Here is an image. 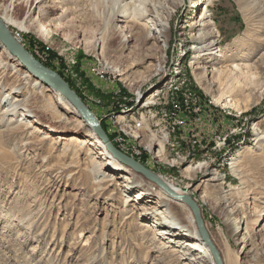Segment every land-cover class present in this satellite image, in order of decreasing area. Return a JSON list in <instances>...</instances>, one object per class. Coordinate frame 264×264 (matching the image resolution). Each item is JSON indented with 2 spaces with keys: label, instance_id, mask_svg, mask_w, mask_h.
Returning <instances> with one entry per match:
<instances>
[{
  "label": "rangeland",
  "instance_id": "obj_1",
  "mask_svg": "<svg viewBox=\"0 0 264 264\" xmlns=\"http://www.w3.org/2000/svg\"><path fill=\"white\" fill-rule=\"evenodd\" d=\"M35 1L0 0L2 24L21 35V44L35 58L71 81L120 151L196 199L217 244L226 237L241 264H264V233L257 232L264 226V0L214 1L209 12L220 35L219 50L213 49L219 51L218 59L228 46L232 55L219 64L223 71L212 75L209 64L197 70L190 63L189 22L203 10L197 11L191 0H41V10L34 9ZM144 10L150 13L147 19L171 14L170 42L159 72V44L135 40L132 28L115 20L118 11L139 16ZM30 18L35 28L28 26ZM232 63L245 68L234 71ZM14 64L23 73L24 66L18 60ZM94 67L105 78L96 76ZM185 85L201 96L202 106L210 107L201 121L200 115L184 117L186 126L174 133L172 104L179 96L180 108L190 104V95H180L179 86ZM45 87L30 97L28 114L17 110L8 128L0 122V264H180L166 254L176 248L166 236L155 235L152 223L141 215L145 201L131 197L139 188L133 186L131 201L124 203L128 195L116 193L124 189L123 178L108 186L96 181L94 161L102 162L97 148L68 146L61 138L83 137L86 130L78 114L59 108ZM163 94L165 106L158 109ZM193 122H199L197 150L186 144V136L195 133L190 131ZM110 129L141 157L126 151ZM88 150L95 153L94 160L85 155ZM237 154L233 171L229 163ZM214 174L220 184L209 183L203 195L202 181ZM149 182L155 190L156 184ZM225 193L231 196L223 198ZM142 197L158 200L144 192ZM232 201L240 211L237 220L255 231L247 259L239 252L241 234L229 235L224 221Z\"/></svg>",
  "mask_w": 264,
  "mask_h": 264
},
{
  "label": "bare ground",
  "instance_id": "obj_2",
  "mask_svg": "<svg viewBox=\"0 0 264 264\" xmlns=\"http://www.w3.org/2000/svg\"><path fill=\"white\" fill-rule=\"evenodd\" d=\"M178 1L180 4L184 0H178ZM191 1L196 6L197 11H199L200 7L202 6H203V10L197 14L195 19L189 22L190 25L189 38L192 41V50H193L192 51L193 61H190V63L193 66H195L197 70L198 69L204 70L208 67L209 64L210 65L209 67H211L209 73L211 75L216 73L219 74L223 71L222 65L219 64H221V61L223 60H227V61L231 60L230 57L232 53H229L231 49L230 46H228L224 49L225 50L223 53L224 56L221 59L217 58L220 55L218 53L219 49L215 47V45H217V42H219L218 37L220 35V31L217 24H215L213 21L212 14L209 12L215 0H191ZM40 2L41 0H36L34 2V9L35 8L39 10L42 9V5H40ZM34 9H32V11ZM149 14H150L149 11L144 10L139 16H128L127 14H124L122 11H118L115 15V20L117 22L125 23L124 26L131 27L132 30L134 31L133 34L135 35V40L138 38L152 39L154 43L159 44V46L162 48V54L159 56L160 62L156 64V68H155V70L159 72L163 69V65L165 64L166 46L170 42L168 25L170 22L169 17L171 16V14L166 11V16L162 19L154 15H152L151 18L147 19ZM27 21L29 27H33V28L36 27V22L32 21L31 18L28 19ZM2 23L3 22L0 19V27L4 28L5 30H8L6 26H4ZM238 41L239 39L234 41L233 44H236V42ZM95 46H97V44H95ZM213 48H217L218 50L215 51ZM15 61H17L16 57H14L10 52H8V50L2 44L0 49V93H2V90L6 86L5 80L11 69L12 72L10 73L11 74L10 76L14 74V76L11 78L12 80L8 83V86L5 87L8 89L7 92L3 94V96L2 94L0 96V106H1L0 122L1 123L5 122L7 128L13 122H15L14 113L17 110L22 111V113L20 112L22 115L24 114L23 112L28 114L29 112L28 103L30 102V97L35 94L36 89L46 88L45 86H47L40 79L36 78L33 74H31L29 71L27 70L25 71L24 67H23L24 68L23 73L18 72V68L15 67L14 64ZM232 67L234 71H241L243 68H245L243 65H240L238 63L236 64L232 63ZM100 73L104 74V72H100ZM121 74L123 73L120 72L119 75ZM196 78L199 82L201 81L200 78L198 77ZM127 80L131 81L132 79H127ZM47 89L50 90L52 93H54L55 104L59 106V108L60 107L62 108L63 106L65 108H69L70 112L77 114L74 107L62 96V94H60L52 86H49V88ZM14 92L17 93V95L13 97V100H9L8 98L11 97ZM216 100L218 101V98H216ZM79 122L85 127L86 130V134L84 133L83 137H76L72 135V136H64L61 138L62 139L64 138L68 146L75 145L78 147H84V146L91 147L94 145L95 148H97L98 151L96 152L97 153L96 156L97 158H100L102 162L100 163L99 166V164L96 161H94L98 166V168L96 169L97 171L95 172V176H96L95 178H98V180L96 181L98 183L101 182L106 186H108L110 184L114 185L116 183L117 177L124 179L123 182L124 189L123 188L121 190L117 189L116 193L122 194L124 192L128 195L124 197L123 199L124 203H126L128 200L131 201L130 199L131 197L139 201L140 200L145 201V203L142 205L141 215L147 216L145 217L146 221L152 223L151 226H153L156 231L155 235L161 234L162 236H166V238L168 239V244L171 245L173 248H176L173 249L171 252H166V254L170 253L171 256L174 257V260L179 261L180 264H215L208 247L204 244L200 234L198 233L190 208L184 202L168 195L158 185H156L155 190H152V188H150V182L147 179H145L141 174L137 173L133 169L120 164L115 158H113L108 152L104 150V147L102 146L100 141L97 140L93 131L84 123V121L81 118H79ZM50 131L52 132V130ZM49 134L50 132L45 133L43 138H48ZM84 136H86V138ZM61 138L60 136L56 137V140L58 141ZM159 152L160 150L157 149L155 153L157 154L156 155L157 157ZM93 153L94 152L92 150H88L85 155L93 159L95 158L94 157L95 153L94 155ZM238 156L239 154L235 155L234 157L232 156L231 160L234 161H231L229 163L230 165H232L231 167L233 168L232 169L233 171L236 170V165L239 162L237 159ZM91 162L93 163L92 165L93 170H95L94 168L95 163L93 161ZM110 167L118 171H114ZM107 171H111L114 173H111L110 175ZM203 171H205L204 174L207 173L206 170ZM217 177L218 176L214 174L211 177L209 176L204 178V180L202 181L204 183V186L202 189L200 188L201 193L203 195H206L204 193L205 186L209 185V183L211 182H216V181L218 182L219 179H217ZM160 179L176 194L188 195L187 192L178 188L173 183L165 181L162 177H160ZM133 186L134 188L138 187L139 189L136 191L137 193L136 196L131 195L130 197L128 193L131 191L130 189H132ZM142 192L150 196L156 195L158 200L152 201L150 197H142ZM190 196L193 197L192 195ZM230 196H231L230 193L223 194V198L226 199L229 198ZM248 198L254 200V197H248ZM259 198L262 199L263 196H260ZM194 200L196 201V199ZM147 201L148 203H146ZM228 202H230V200H228ZM231 204H232L231 209L229 210L230 215L228 217L226 215V220L224 221L225 224H227V230L229 235L235 236L241 234V239L239 241L241 243V250L239 252L242 253L244 259H247L250 257V253L253 251L252 239L254 237L253 234H255V231L254 230L252 232L248 231L246 222L244 220L243 221L237 220V217L235 216L239 215L240 211L237 209V207L233 206L234 205L233 201ZM143 226L146 227V224H143ZM257 232L264 233L263 224L262 226H260V228L257 229ZM210 240L212 244L219 251V255L223 264H241L240 259H238V255L236 254L232 245L229 243L226 237L223 238L220 245L217 244V241L214 240L212 237H210Z\"/></svg>",
  "mask_w": 264,
  "mask_h": 264
},
{
  "label": "water",
  "instance_id": "obj_3",
  "mask_svg": "<svg viewBox=\"0 0 264 264\" xmlns=\"http://www.w3.org/2000/svg\"><path fill=\"white\" fill-rule=\"evenodd\" d=\"M0 41L8 50V52L16 57L18 62L21 63V65L24 66L27 71L33 74L36 78L40 79L45 85L52 86L60 94H62V96L74 107L78 116L93 131L97 140L100 141L106 152H108L121 164L130 167L137 173L144 176L147 180L161 187L171 197L184 202L192 212L193 220L196 224L198 233L200 234L204 244L208 247L214 263L223 264L219 255V251L210 240V235L205 227L198 202L195 201L190 195L176 194L160 179L158 174L151 171L141 162L123 153L117 147H115L107 132L101 126L99 119L85 105L75 90L70 87L69 83L56 71L46 67L42 62L35 58L23 47V45L18 40L14 38L12 33L2 27H0ZM158 85L159 84L152 86L147 92L152 91Z\"/></svg>",
  "mask_w": 264,
  "mask_h": 264
},
{
  "label": "built area",
  "instance_id": "obj_4",
  "mask_svg": "<svg viewBox=\"0 0 264 264\" xmlns=\"http://www.w3.org/2000/svg\"><path fill=\"white\" fill-rule=\"evenodd\" d=\"M13 36L16 40H18L21 43V35L18 32H14ZM95 69V75L100 77V78H105V75L103 73H100L99 71H97V69L94 67ZM182 83L184 84L183 80ZM186 88L182 89L183 86H179L180 87V95L181 94H188L190 95V104H187V108H180V96L178 98V100L175 102V104H172V108H173V119H174V133L176 130L184 128L186 125H184V117H193V115H200V121L202 119V114L205 112L206 108L209 111V106H202V100H201V96H199L197 94V92H195L196 90L193 88H189L187 87V85H185ZM163 98V105H157V108L159 109V106H165V95H162ZM165 118V117H164ZM137 121H141L138 120V117L136 118ZM142 123V122H141ZM199 122H193V126H191L190 131L195 132L192 133L187 137V141L186 144L187 146H191V149H196L200 147V143L201 140L198 139L199 135V130L195 131L196 129V124H198ZM143 124V123H142ZM144 125V124H143ZM145 127V125H144ZM116 129V128H115ZM115 129H110L109 131H111V133H115V138L116 141L120 144H122V146L124 147V149L126 151H128L129 153H132V155L134 157H141L140 154L136 153V148H134L132 145H130L128 142H126L123 138L120 137V134H118V131ZM199 129V128H198ZM191 136V138H189ZM163 153H164V149L162 148ZM148 159V158H147Z\"/></svg>",
  "mask_w": 264,
  "mask_h": 264
},
{
  "label": "trees",
  "instance_id": "obj_5",
  "mask_svg": "<svg viewBox=\"0 0 264 264\" xmlns=\"http://www.w3.org/2000/svg\"><path fill=\"white\" fill-rule=\"evenodd\" d=\"M59 74L63 77V75L61 74V72H59ZM64 78V77H63ZM70 85V87L75 90V92L78 94V96L81 98L80 94L77 92V90L74 88L73 84L71 83V81H69L67 78H64ZM101 126L104 128V130L106 131L105 126L101 123ZM107 132V131H106ZM108 136L110 137V139H112V136L108 134ZM141 162L144 164V161L141 160Z\"/></svg>",
  "mask_w": 264,
  "mask_h": 264
}]
</instances>
